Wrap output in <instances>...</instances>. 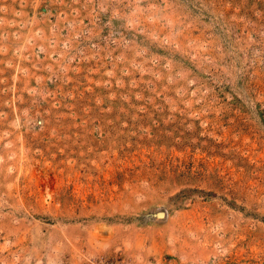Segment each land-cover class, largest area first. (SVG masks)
<instances>
[{"label": "rangeland", "instance_id": "rangeland-1", "mask_svg": "<svg viewBox=\"0 0 264 264\" xmlns=\"http://www.w3.org/2000/svg\"><path fill=\"white\" fill-rule=\"evenodd\" d=\"M0 264H264V0H0Z\"/></svg>", "mask_w": 264, "mask_h": 264}]
</instances>
